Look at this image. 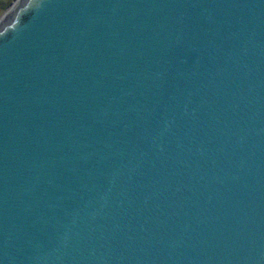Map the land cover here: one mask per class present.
Here are the masks:
<instances>
[{"label":"water","instance_id":"water-1","mask_svg":"<svg viewBox=\"0 0 264 264\" xmlns=\"http://www.w3.org/2000/svg\"><path fill=\"white\" fill-rule=\"evenodd\" d=\"M0 264H264V0H15Z\"/></svg>","mask_w":264,"mask_h":264},{"label":"rangeland","instance_id":"rangeland-1","mask_svg":"<svg viewBox=\"0 0 264 264\" xmlns=\"http://www.w3.org/2000/svg\"><path fill=\"white\" fill-rule=\"evenodd\" d=\"M15 0H0V18L11 7Z\"/></svg>","mask_w":264,"mask_h":264}]
</instances>
